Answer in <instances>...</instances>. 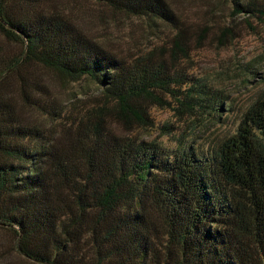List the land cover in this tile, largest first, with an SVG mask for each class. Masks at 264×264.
I'll list each match as a JSON object with an SVG mask.
<instances>
[{
	"label": "trees",
	"instance_id": "trees-1",
	"mask_svg": "<svg viewBox=\"0 0 264 264\" xmlns=\"http://www.w3.org/2000/svg\"><path fill=\"white\" fill-rule=\"evenodd\" d=\"M48 1L0 0V36L22 48L0 46V226L17 252L35 264H264V88L236 132L205 153L117 135L106 105L125 125L148 126L161 95L212 118L225 99L154 50L131 59L108 51ZM91 1L151 23L178 20L168 0ZM231 2L264 17V0ZM31 65L88 81L106 103L66 117L41 98ZM12 78L23 103L58 129L20 119Z\"/></svg>",
	"mask_w": 264,
	"mask_h": 264
},
{
	"label": "rangeland",
	"instance_id": "rangeland-1",
	"mask_svg": "<svg viewBox=\"0 0 264 264\" xmlns=\"http://www.w3.org/2000/svg\"><path fill=\"white\" fill-rule=\"evenodd\" d=\"M168 2L178 19L175 25L131 18L91 0H51L45 9L63 10L78 29L110 52L131 59L154 50L163 59L175 62L192 81L218 90L225 103L215 118L176 110L177 103L169 95H161L164 102L152 104V123L148 126L125 125L111 105L104 107V118L117 135L153 141L169 149L185 141L205 153L213 143L236 132L244 112L264 88V17L236 12L231 0ZM178 31L182 33L181 51L173 47ZM0 46L14 53L22 49L6 43L1 36ZM28 69L43 87L41 98L54 102L66 117L68 113L78 114L106 103L98 87L88 81L70 82L38 65ZM8 85L20 119L45 129L50 125L58 129L56 121L23 103L17 92V79L12 78ZM63 129L59 139L66 145L71 137L69 128ZM0 264H35L17 252L13 234L1 226Z\"/></svg>",
	"mask_w": 264,
	"mask_h": 264
}]
</instances>
